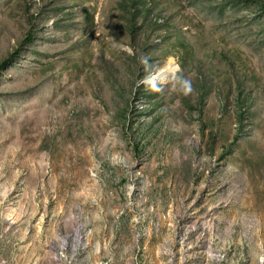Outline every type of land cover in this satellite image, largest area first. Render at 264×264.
Masks as SVG:
<instances>
[{
    "label": "rangeland",
    "instance_id": "374dc122",
    "mask_svg": "<svg viewBox=\"0 0 264 264\" xmlns=\"http://www.w3.org/2000/svg\"><path fill=\"white\" fill-rule=\"evenodd\" d=\"M204 263L264 264V0H0V264Z\"/></svg>",
    "mask_w": 264,
    "mask_h": 264
},
{
    "label": "bare ground",
    "instance_id": "6f19581e",
    "mask_svg": "<svg viewBox=\"0 0 264 264\" xmlns=\"http://www.w3.org/2000/svg\"><path fill=\"white\" fill-rule=\"evenodd\" d=\"M159 23H160V21H158ZM177 70V66L175 65V63L172 61V60H170V63L168 64V66L166 67V69L164 70V71H162L160 74H159V76H156V77H154L153 78V80L152 81H155V83H156V80L158 81V80H163L164 78H165V75L166 74H172V73H174L175 71ZM205 264V263H204Z\"/></svg>",
    "mask_w": 264,
    "mask_h": 264
},
{
    "label": "clouds",
    "instance_id": "9594fccd",
    "mask_svg": "<svg viewBox=\"0 0 264 264\" xmlns=\"http://www.w3.org/2000/svg\"><path fill=\"white\" fill-rule=\"evenodd\" d=\"M184 83H185L186 91L190 92L191 91V85H190V83H188L187 81H185Z\"/></svg>",
    "mask_w": 264,
    "mask_h": 264
},
{
    "label": "trees",
    "instance_id": "16d2710c",
    "mask_svg": "<svg viewBox=\"0 0 264 264\" xmlns=\"http://www.w3.org/2000/svg\"><path fill=\"white\" fill-rule=\"evenodd\" d=\"M154 21H156V20H154ZM8 61H9V60H8ZM8 61L4 62L2 66L4 67L5 65H7ZM2 66H1V67H2ZM179 66H180V67H183L182 64H180ZM240 97H241V96H240ZM240 100H241V98H240ZM241 104H242V100H241Z\"/></svg>",
    "mask_w": 264,
    "mask_h": 264
}]
</instances>
